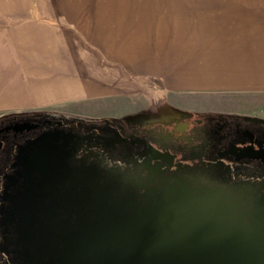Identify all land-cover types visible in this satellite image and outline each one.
<instances>
[{
    "label": "flooded vegetation",
    "instance_id": "1",
    "mask_svg": "<svg viewBox=\"0 0 264 264\" xmlns=\"http://www.w3.org/2000/svg\"><path fill=\"white\" fill-rule=\"evenodd\" d=\"M202 105L0 117V264H161L185 241L264 264V114Z\"/></svg>",
    "mask_w": 264,
    "mask_h": 264
},
{
    "label": "crops",
    "instance_id": "2",
    "mask_svg": "<svg viewBox=\"0 0 264 264\" xmlns=\"http://www.w3.org/2000/svg\"><path fill=\"white\" fill-rule=\"evenodd\" d=\"M110 73L177 107L264 104V0H0V111L110 96Z\"/></svg>",
    "mask_w": 264,
    "mask_h": 264
},
{
    "label": "rangeland",
    "instance_id": "3",
    "mask_svg": "<svg viewBox=\"0 0 264 264\" xmlns=\"http://www.w3.org/2000/svg\"><path fill=\"white\" fill-rule=\"evenodd\" d=\"M73 33H77V31L74 30ZM73 49L76 51L82 50L83 52H86L90 48L83 46L73 47ZM95 63L82 62V64L89 66L90 69L100 70V65ZM114 69L115 66L113 64L106 63V73L114 71ZM110 75L111 76L109 78H106L105 80L114 85V90L116 91L115 94H109L110 96H104L102 98H100L99 96L92 97V99L89 100L90 102H84V100L78 102L67 100L65 99V97L64 99L59 97L58 99L56 98L57 100L55 99L38 109L27 110L23 112L0 111V117L13 115L16 113L56 112L60 114L76 116L79 118H120L125 115H131L138 110L154 108L158 104H162L165 102V100L162 101L163 96L157 94L161 93L157 89V87L159 86H156V84L153 83L152 87L154 88H151L150 81L154 82V80L134 78L132 74L128 73H124L123 75L121 73L119 79L118 75H116L115 73H110ZM152 93L154 95H152ZM191 96L193 95H185V98H183L182 102L180 103L183 106H192L194 105V103H196L197 105L199 102L196 101L193 103V97ZM157 101H159L160 103H157ZM201 106L197 105L198 108ZM204 108H206V106H204ZM221 108V111L226 110L234 112L235 110L245 109L246 107L239 104H232L233 109L229 107ZM247 110L250 112H254L256 110L257 112L264 114V104L255 105V107L247 108Z\"/></svg>",
    "mask_w": 264,
    "mask_h": 264
},
{
    "label": "water",
    "instance_id": "4",
    "mask_svg": "<svg viewBox=\"0 0 264 264\" xmlns=\"http://www.w3.org/2000/svg\"><path fill=\"white\" fill-rule=\"evenodd\" d=\"M185 250L177 260L169 259L161 264H261L254 255L245 250L221 246H201L184 242ZM146 264H157L153 260Z\"/></svg>",
    "mask_w": 264,
    "mask_h": 264
}]
</instances>
